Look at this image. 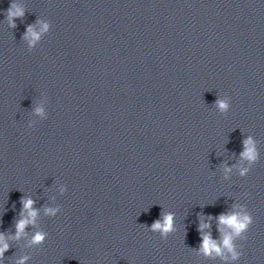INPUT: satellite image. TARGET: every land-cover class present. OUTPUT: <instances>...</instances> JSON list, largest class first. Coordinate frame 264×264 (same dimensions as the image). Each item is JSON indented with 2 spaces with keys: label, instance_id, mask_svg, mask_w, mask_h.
Segmentation results:
<instances>
[{
  "label": "clouds",
  "instance_id": "1",
  "mask_svg": "<svg viewBox=\"0 0 264 264\" xmlns=\"http://www.w3.org/2000/svg\"><path fill=\"white\" fill-rule=\"evenodd\" d=\"M25 12L22 7H20L15 2H11L9 8L6 10V19L10 27L15 28V21L19 18H23ZM48 24H44L42 31H47ZM24 39L29 41V45L32 46L34 43L39 40V33H37L33 26L29 25L25 34ZM217 107L221 111H226L229 107L228 103L225 100L217 99L216 101ZM36 112L39 114L42 112L41 109H36ZM241 157L249 160L250 162H254L257 159V152L255 149V145L253 140L249 137L244 141V151L241 153ZM226 171H230V169H226ZM247 170H242L241 174H244ZM21 218L16 221L15 228V238L19 239L21 235L25 232V229L29 225H35L36 217L38 216V210L34 207L35 201L31 198H21ZM58 209L56 208H45L46 215L55 216ZM24 213H27L25 216ZM219 225L224 226L229 231L224 232L223 228H221L222 232V240L217 242L213 240L211 234H203V229L209 227L208 224H201L200 231L202 232V243L200 246V251L205 255H219L225 256V252L230 254L232 260H238L241 256V253L236 250L234 244V237H240L243 233L247 232L249 227L253 223V218L251 215L242 214L239 212H232L227 214H221L217 217ZM173 221L174 216L171 213L162 214V219L156 220L151 225L152 231H159L162 234L166 235L173 229ZM46 238V233L44 232H36L32 236L33 244H40ZM9 244L5 240V236L3 233H0V259H3L4 253L9 249ZM225 258H227L225 256ZM26 258L18 261V264H24V260Z\"/></svg>",
  "mask_w": 264,
  "mask_h": 264
}]
</instances>
